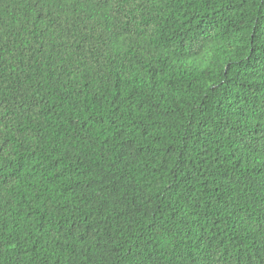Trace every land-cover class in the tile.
Returning <instances> with one entry per match:
<instances>
[{
    "label": "trees",
    "instance_id": "obj_1",
    "mask_svg": "<svg viewBox=\"0 0 264 264\" xmlns=\"http://www.w3.org/2000/svg\"><path fill=\"white\" fill-rule=\"evenodd\" d=\"M261 23L264 0H0V264H259L264 146L232 130L264 132Z\"/></svg>",
    "mask_w": 264,
    "mask_h": 264
},
{
    "label": "snow or ice",
    "instance_id": "obj_2",
    "mask_svg": "<svg viewBox=\"0 0 264 264\" xmlns=\"http://www.w3.org/2000/svg\"><path fill=\"white\" fill-rule=\"evenodd\" d=\"M260 31L262 34H264V23L260 24ZM116 35L119 36V33H117ZM261 54H264V48H261ZM8 116H9L8 111L4 109L3 106H0V121L7 118ZM232 132L233 134L240 135L241 142H247L249 145L259 144L261 146H264V132L260 133L259 136L251 132L244 134L238 128L233 129ZM153 227H155V225H153ZM257 257L259 264H264V248H261L257 251ZM196 259H200V257L199 256L195 257L193 264H195ZM248 264H252L251 259H249Z\"/></svg>",
    "mask_w": 264,
    "mask_h": 264
}]
</instances>
